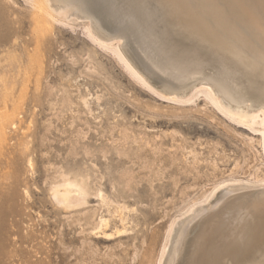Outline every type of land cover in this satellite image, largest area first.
Wrapping results in <instances>:
<instances>
[{
    "label": "rangeland",
    "instance_id": "obj_1",
    "mask_svg": "<svg viewBox=\"0 0 264 264\" xmlns=\"http://www.w3.org/2000/svg\"><path fill=\"white\" fill-rule=\"evenodd\" d=\"M85 1L97 18L63 17L53 26L45 24L47 30L41 34L34 23L40 12L35 0H0V131L7 139V147L0 139V264H155L172 218L209 190L212 181L229 177L232 170H238L240 177L235 176L243 180L252 179L250 174L259 168L264 176L260 134L235 126L211 106L206 109L203 96L199 99L204 100L193 103L197 108L191 104L179 108L142 91L111 51L92 43L86 22L92 21L106 36L123 37V53L153 88H175L176 82L160 72L147 73L149 63L130 26L112 16L108 0ZM165 13L170 23L176 21L171 6ZM86 96L94 98L92 115L81 107ZM173 112L184 116L176 126L156 117V113ZM212 119L216 120L210 124ZM125 128L130 133L127 139L121 134ZM95 132H99L97 139H89ZM81 133H88L85 141ZM139 135L156 140L160 150L153 152L142 143L135 146L133 139ZM24 143L29 150L22 153ZM180 146L197 151L202 165L193 163V155L185 164L182 149L176 151ZM125 153L130 158L120 157ZM105 155L109 162L104 161ZM172 159L180 160L174 166ZM214 162L219 164L216 170ZM237 163L240 170L234 168ZM68 169L91 176L94 184L102 175L115 182L116 192L108 183L103 191L126 204V224L112 217L107 235H96L81 214L55 211L50 187L62 181L61 174ZM129 174L130 188H123ZM97 203L98 199H90L87 210L97 208ZM124 226L128 232L116 234Z\"/></svg>",
    "mask_w": 264,
    "mask_h": 264
},
{
    "label": "bare ground",
    "instance_id": "obj_2",
    "mask_svg": "<svg viewBox=\"0 0 264 264\" xmlns=\"http://www.w3.org/2000/svg\"><path fill=\"white\" fill-rule=\"evenodd\" d=\"M35 2L40 12L34 17V23L41 34L46 32V25L53 26L54 23L62 22L63 17L75 18L77 21L97 18L95 9H92V5L90 8L85 0ZM108 4L112 16L130 26L138 49L149 63L147 73L156 71L167 75L176 82L175 88H153L145 78V73L143 74L130 57L126 47L125 51L134 65L123 53L121 46L124 38L111 32L112 36L104 35L91 21L86 22L85 28L92 43L111 51L117 62L129 71V79L143 88L142 91L146 89L162 101L180 105L179 108H184L185 105L194 106L197 99L201 101L205 98L206 109V106H211L213 111L221 113L235 126H245L260 134L259 153L264 164V0H108ZM167 6H171L175 22L170 23L171 19L166 18ZM150 70L153 72H149ZM201 96L204 98L199 99ZM93 99L88 96L81 98L82 109L88 110L91 115ZM96 100L100 102L101 98L98 96ZM194 107L197 108V105ZM191 109L193 112L194 108ZM197 112L199 114L201 111ZM179 113H156V117L167 118V124L176 126L177 120L184 117ZM205 113L207 115V112ZM215 120H210V124ZM114 130L116 128L112 129V133ZM96 134L99 132L91 133L89 139H97ZM121 134L124 139L130 135L126 128ZM80 137L85 141L88 133H81ZM0 139L1 145L7 147L3 130L0 131ZM155 142L156 140H147L141 135L133 139L135 146L140 147L142 143L153 152L160 150ZM114 144L115 142L111 143ZM179 148L183 151L182 161L185 164L189 163L188 156L193 155V163L196 166L202 165L197 151L194 152L188 146L175 148L176 151ZM28 150V144L24 143L22 153ZM157 153L159 152L153 154L159 157ZM128 155L125 153L120 157L130 158ZM104 158L105 162H109L106 155ZM178 160L180 159H172L169 162L174 165ZM217 165V162L213 165L215 170ZM29 166L33 167L32 160H29ZM94 167L99 170L96 164ZM144 168L146 166H142V169ZM234 168L240 170L239 163ZM259 172L260 168L255 169L254 173L250 174L252 179L243 180L237 178L240 177L237 175L238 170L237 173L232 170L229 177L226 175L227 178L212 181V186L208 185L209 190L187 202L188 205L180 212L177 211L179 214L172 218L169 226L167 225L165 239L155 264H264V176ZM127 177L124 182L126 186L123 188L129 189L132 179L130 174ZM246 177L248 176L244 178ZM61 178L62 181L50 187L52 207L55 211L81 214L91 227V233L96 235H107L106 229L110 226L112 217H117L121 224H126V204L113 201L111 196L103 191V185L108 183L111 191L116 192L115 182H109L106 176L102 175L94 184L91 176L74 173L69 169L61 174ZM150 185L153 186V182ZM92 198L98 199L99 204L97 203V208L87 210ZM115 204L116 207L112 210ZM104 210L109 218L104 215ZM132 211L137 212L135 209ZM79 224L82 226L81 222ZM127 232L124 226L123 230H117L116 234ZM48 252L45 251L44 254L48 256Z\"/></svg>",
    "mask_w": 264,
    "mask_h": 264
}]
</instances>
